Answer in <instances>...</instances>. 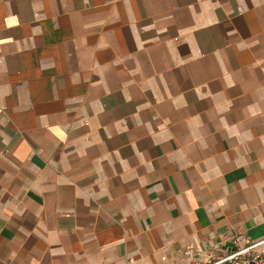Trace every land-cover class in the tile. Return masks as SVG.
Listing matches in <instances>:
<instances>
[{
    "label": "crops",
    "instance_id": "1",
    "mask_svg": "<svg viewBox=\"0 0 264 264\" xmlns=\"http://www.w3.org/2000/svg\"><path fill=\"white\" fill-rule=\"evenodd\" d=\"M236 233L264 255V0H0V264Z\"/></svg>",
    "mask_w": 264,
    "mask_h": 264
},
{
    "label": "built area",
    "instance_id": "2",
    "mask_svg": "<svg viewBox=\"0 0 264 264\" xmlns=\"http://www.w3.org/2000/svg\"><path fill=\"white\" fill-rule=\"evenodd\" d=\"M234 250L230 253H221L223 246L217 242L206 252V261L200 264H264V255L256 250L261 242H250L244 233H236L232 236ZM188 257L193 256L190 248L184 251Z\"/></svg>",
    "mask_w": 264,
    "mask_h": 264
}]
</instances>
